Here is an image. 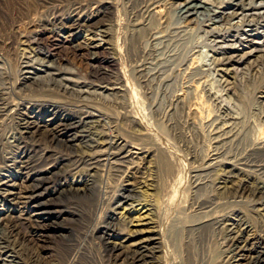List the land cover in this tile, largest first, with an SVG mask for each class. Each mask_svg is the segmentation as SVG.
I'll return each instance as SVG.
<instances>
[{"label":"bare ground","instance_id":"obj_1","mask_svg":"<svg viewBox=\"0 0 264 264\" xmlns=\"http://www.w3.org/2000/svg\"><path fill=\"white\" fill-rule=\"evenodd\" d=\"M165 1L152 2V9L145 5L146 0L137 2L131 22L136 27L138 26V29L143 28L150 38L149 42L152 41L156 44V42L166 39V34L169 37L184 34L187 29L183 24L195 17V20L191 21V25L202 34V41L198 42L199 46L190 49L188 56L184 58L181 69L177 72L178 76H183L185 81L182 84L187 87L184 91H188V94L186 96L180 95L177 100L175 98L176 102L174 103L177 106L188 105L191 129L199 138L204 135L209 137L210 148L208 151L213 152L207 156L206 162L202 161L204 163L201 162L202 165L200 166L197 164L199 167L196 165L193 168L192 162L191 167L193 169L188 170L186 167L189 156L186 158L181 151H175V147L162 144L153 138L148 133L149 131L147 132L148 129L144 131L142 127L148 124L143 118L139 122H137L138 120L135 121L140 127V131H136L137 139L140 137L141 140L144 138L147 141L151 140V148L147 149L143 145L133 144L119 136L120 134H112V131L109 135L101 131L98 133L97 140L94 139L95 142L87 148L88 151H70L69 155H65L66 159L61 158L59 153L51 150V145H45V143L54 145L65 142L70 149L74 150L76 147L74 144L81 141L76 137L69 138L63 135L67 131L66 129L65 131L61 130L71 114L69 116L67 113L64 115L59 113L57 106L62 102L59 101L60 104L58 105L51 99L52 101L45 102V106H48L46 107L48 114L57 112L55 117L61 118L58 130H55V127L50 129L55 121L54 118L48 119V123L44 125H42L44 122L36 121L35 114L38 102L34 100L33 96L27 97L28 92L32 93L31 89V91L28 90L29 88L26 89V94L23 91L28 80L42 82L47 79V86L57 80L61 86V91L58 89L61 96H65L68 101L70 99L69 102L65 101L68 104L73 102L75 98L80 100L99 93L100 97L105 95L114 97L116 100L120 99L121 101L116 103V106L127 112V114L122 113V116L115 115L117 116L115 119L111 115L105 114V111L102 112L103 110L95 109L92 112H85L78 105L79 103H74L72 105L73 110L70 112L74 116L76 114L86 115L87 124L91 121L104 122L107 126L108 123H111V119L115 121L132 119L129 117L138 103L136 102V95H134L135 101L132 102V105L126 102L128 89L122 85L119 78L112 82L109 81V84L99 87L97 90L93 89L95 92L89 91L90 85L86 82L81 83L72 77H67L68 72H70L69 69L67 71L58 69L56 71L58 73L54 74V65L50 64L51 58L46 56L47 61H39L35 51L26 52L24 55L22 54L23 58L18 74L19 82L14 86L10 85L12 86H9L11 89L0 90V117H8L18 124V132L14 135L16 138L12 145L18 149L29 148L31 157L27 151H11V157L4 158L6 159L4 162L14 168L23 169L26 164L25 160L29 158L30 164L43 172L39 174L40 171L38 175L29 173L31 176L22 178V181H15L14 176L10 175L0 178V203H6V205L18 203L27 209L25 212L29 216L27 219H22L21 215L16 218L13 209L4 207L0 210L1 254L12 260H18L19 248L22 245H32L34 249L39 248V241L45 239L49 234L43 224L48 222L44 221L51 218V215L64 221L66 215L64 211L68 206L76 203L77 207L83 209L81 217L83 228L81 227L82 229L78 231L79 235L77 236H85L87 240L92 241L91 243L97 241L95 244L101 250V261L99 260L101 264H166L167 259L171 256H168V246L177 241V238L182 234L185 235V232L201 239L208 236L209 233L221 236L224 243L222 244L223 247L220 248H224L226 249L225 252H228L226 256L224 254L223 264H264V241L260 238L261 236L258 238L256 233V235L253 234L252 224L246 223V218L242 214L245 210L248 212L250 209L249 212L251 213L257 212L264 215V0H221L218 4V1L215 3L213 0H176L175 5L180 2L175 10L176 23L171 24L164 32L160 29L166 25L168 15L166 8H161L160 4ZM112 12L114 14L117 9H112L110 13ZM85 13L87 14V12ZM150 18L156 19L158 22L156 28L147 26V22L139 21V19L148 21ZM92 22L91 18L85 19L80 15L72 19V24H69L67 33L80 35L85 31L91 35H96L98 27ZM57 26H61L60 23H57ZM116 26L118 24L114 22L108 27L115 28ZM61 28L63 29V27ZM103 28L102 37L107 41L111 37V32L108 31L107 26ZM108 42H105V45ZM25 43L26 41L20 45ZM35 43H37L36 40ZM97 43L93 40L86 47L83 45L82 47L97 55L95 57L109 50ZM130 49L128 56L134 59L136 54L133 52V46ZM112 52V60H109L107 69L112 67L114 69L118 63L119 51L112 48ZM144 60L146 61L145 58ZM2 61L0 58V63ZM145 63L147 64V62ZM147 68L145 64H137L136 68L132 70V73L136 74L133 78L138 81L145 80L148 74H146ZM38 71L46 73L47 77L45 76L46 78L42 80L41 78H39L40 80L36 79V77L34 80L33 76L36 75V72L39 74ZM155 75L157 78H161L163 74L156 73ZM161 82L164 83L165 79H162ZM164 84L166 85V83ZM91 88L93 87L91 86ZM49 95L52 98L51 94ZM59 96L58 98H60ZM46 99H49L48 95ZM82 104L85 103L82 102ZM130 121L135 124L134 120ZM43 142L44 144H42ZM226 151L243 152L241 156L229 159L228 156L230 155ZM71 155L75 156L71 157ZM142 163L146 165L145 170L153 173H151L154 175L153 179L144 180L145 177L143 178V171H141ZM62 164H67V167L72 169L69 175L71 171L75 172L69 177L72 178L71 180L64 177L56 187L58 190L60 189V193L74 195L75 198L69 200H59L60 197L56 198L55 193L44 194L48 191L49 185V180L46 177L52 173L54 175V166H62ZM80 168L84 169L81 170L84 173L77 172ZM113 173L121 180L125 177L129 180L137 179L139 187L131 188L130 181L115 189L112 188L111 184H105L104 187L97 185L99 184L98 181L103 183ZM17 187H19V192L16 193L14 190ZM223 198L230 200V209H223L224 205L220 201ZM190 199L192 204L186 206L187 200ZM190 203L188 201V204ZM257 213L256 216H258ZM247 214L246 216H248ZM41 224L43 225L41 226ZM133 227H137V229H133ZM20 228L27 230L28 235L26 234L27 231L25 232L27 236L22 235L19 231ZM64 249V253H60L61 256L52 264H84L82 261L83 253L80 249L76 250L72 246ZM38 252L36 250V253ZM96 262L95 260L94 263ZM89 263L92 264V262ZM31 264H41L40 256H37V260Z\"/></svg>","mask_w":264,"mask_h":264},{"label":"rangeland","instance_id":"obj_2","mask_svg":"<svg viewBox=\"0 0 264 264\" xmlns=\"http://www.w3.org/2000/svg\"><path fill=\"white\" fill-rule=\"evenodd\" d=\"M100 1L101 0H98V1L97 0H81V1L80 0H68V1L67 0H62V1L61 0H0V56H1L0 58H1V61L3 60L0 63V66L2 67L0 69L1 70L0 76L2 74V77H0V88H1L0 90H4L7 88L11 89L10 87L14 86V84L19 82L20 78H19L18 74L20 72V65L22 63L21 59L23 58L24 53L31 52V51L32 52L35 51L38 54V55L36 54V57L38 59H40L39 61H42V60L47 61L46 56L51 58L50 64L54 65V67H53V69H54L53 73L54 74L58 73V72H56V71H58V69L59 70L65 69L66 71L69 69L70 72H68L67 77H72L79 82L81 81V83L86 82L87 84L90 85L89 91L91 90V91L95 92L94 90H97V88L104 87L107 84H109L110 82H112L114 79L119 78L122 81V85L124 87H126V89H128V94L126 95L127 99L125 98L126 102H128L132 105V102L135 101L134 95H136V100H137L136 102H138L136 104L137 109L135 107V109H133L132 114L129 117V118H132L130 120H134L135 124H133V121H130L129 119H126V120L122 119L120 121H117V120L115 121L114 119H111L110 120L111 123H108L107 126L105 125L104 122L96 123V122L91 121V123L87 124L88 122H86L87 120L85 119L86 115H83L84 117L82 115L80 116L78 114H76L74 116L72 114V112H70L71 110H73L72 105L74 103H76V102H77V104L79 103L78 105H80L85 112H88V111L92 112L95 109L100 110V111L103 110L102 112L105 111L104 112L105 114L111 115L115 119L117 117L115 115L122 116L123 115L122 113L127 114V112H125V110H123L122 108L116 106V103L121 101L120 99L116 100V98H114V97H108L105 95L103 97L101 96L102 97V99H101L99 93H96L97 95L93 94L94 96L91 95L88 98H82L80 100H79V98L78 99L75 98V99H73V102L71 101L72 104L71 103L68 104L70 99L68 101V99H65L66 98L65 96H61V92H60L61 86H60V84H58L57 80L54 81L50 86L46 85L47 79L45 81H42V82L36 81L37 83L34 82L33 80H30V81L28 80V82H26L24 85L25 87H24L23 91L26 94V89H28V88H29L28 90L31 89L32 93L28 92L26 94L27 97L29 98V96H31V97L33 96L34 100H36L38 102L36 105V114H35L36 119L35 120L36 121L40 120L41 122H44V123H42V125H44V124L48 123V121H47L48 119L54 118L55 121L52 123L53 126L51 125L50 129L55 127L56 128L55 130H58L57 128H59L61 118L55 117V113H57V112H55V113L50 112L48 114V111L46 109V107H48V106H45V102L49 101L51 99L53 100V102L55 101L56 103H58V105L60 104V102H62L61 104L64 106H62L61 104L59 106H57V107H59V109L57 111L59 113H62L63 115L67 113L70 116V114H71V116L68 119V121L61 128L62 131L63 130L65 131V129H66L67 132L63 133L61 131V133H63V135H66L69 138L76 137V139H79L81 141V142H76L74 144V146H76V147H74V150L70 149L65 142L64 143L62 142L60 144H54V145L49 144V143H45V145L46 144L51 145V150L56 151L57 153H59L62 156L61 158L66 159L65 155H67V154L69 155L70 151H80V150L81 151H88L87 148L90 147V145L93 142H95V140H97L99 132L101 133V131L102 132L104 131V133L109 135L110 131H112V134H114V135L120 134L119 136L124 137L125 139H127V141H129L133 144H136V145L137 144L143 145L145 148L148 149V148H151V144H150L151 140L147 141L145 138L143 140H141L140 137H139V139H137L138 137H137V133H136V131H140V127L136 123L141 121L144 118L147 121L146 123L148 124L145 126L146 128L142 127L144 131H146L148 129L147 132L149 131L148 133H150L153 138L159 140V142H161L162 144H167L168 146H170L172 148L175 147L174 148V149H176L175 151H181V153L186 158L189 156V160L187 161L186 169L191 170L192 162H193V168L196 167L197 164L199 166L202 165L200 163L202 161L206 162V159L208 158L207 156H209L213 152V151H208L210 148V145H209L210 139H209V137H206V135H204L200 138L197 137L195 135V132L191 129L190 120L188 117V105L187 106H183V105L177 106L174 103V102H176L177 98L180 97V95L186 96L188 94V91H184L187 88L186 86L183 85L185 80H184L183 76H178L177 72L181 69L180 67L183 64L184 58H186L188 56V52H190V49L194 48L195 46H199L198 42L202 41L201 40L202 34L199 31H197L196 27H193L191 25V23H192L191 21L195 20V17L190 18L189 21H187L183 24L184 27L187 29L184 34H181L180 36H175V37H169V35L166 34V36H167L166 39H164L163 41H160V42H156V44H154V43H152V41H151V43L149 42L150 38L148 37L147 32L144 31L143 28L138 29L139 27L138 26L136 27L131 22V19L135 13V8L137 6V2H139L141 0H134V1L133 0H125V2H124V0H109V1L103 0L104 4H103V1L102 2H100ZM155 1H157V0H151V2H150V0H146L145 5H148V7L150 8L151 5ZM213 1L215 3L218 1L217 2V4H218L221 0H213ZM175 3H177L176 0H166L165 2L160 4L161 8L162 7L166 8V14L168 15V21H167L166 25H163V29L161 27V29H160L161 31L163 30L164 32H166L167 28H169L171 26V24L176 23L175 10L177 8V5L180 2H178V4H176V5H175ZM113 5L117 9V12H115L114 14H113V12L110 13L112 11V9H115ZM92 6H94V7H92ZM72 8H75V9H72ZM84 8H85V10H84ZM86 9H88V10L86 11ZM151 9H152V7H151ZM83 10H84V12H83ZM85 12H87V14ZM94 12H97V13H94ZM78 15L79 16L81 15L82 18H85V19L91 18V20L93 21L92 23H94V25L96 27H98L97 31H96V35H91L85 31H83L80 35L77 33H72V34L67 33V28L72 24L71 23L72 19L79 17ZM96 15H98V16H96ZM139 21L140 22L142 21L144 23L147 22L146 25L149 27L156 28L158 25V22L156 21V19H153V18L148 19V21H145L144 19H139ZM114 22H116L118 24V26H116L117 28L116 27L115 28L108 27V26L114 24ZM57 23H60L61 26H57ZM104 23H106V24L104 25ZM104 26H107L108 31L111 32V37H112V38L111 37L108 38L107 41H109L108 42L109 44L106 43V45H105V42H107V41L105 40L104 37H102V32H101V31H103ZM61 27H63V29ZM190 27H191V29H189ZM164 28H166V29H164ZM97 34H99V35H97ZM190 34H191V36H190ZM29 40L31 41V43ZM35 40L37 41V43H35ZM93 40L96 43L98 42L97 44H101L102 46L107 47V49H109V50L98 55V57H95L97 55H94L92 52H89L88 50L84 49V47H86L87 44L92 43ZM25 41H26L25 44L20 45V43H24ZM82 45L84 47H82ZM77 46H79V47H77ZM131 46H133V52H135L134 54H136L135 55L136 57L134 59H131L130 56H128L129 49ZM81 47H82V49H81ZM112 48L113 49L115 48L116 50L119 51L118 63H117V66L116 65L114 66L115 67L114 69H113V67L107 69L108 68L107 66L109 65L110 61L112 60V56H113ZM86 52H88V53L86 54ZM48 53H49V55H48ZM114 54H115V52H114ZM20 56H21V58H20ZM126 56H128V57H126ZM144 58L146 59V61L144 60ZM148 58H149V60H148ZM135 62L137 64H140V65L145 64L146 68L147 67L149 68V69L148 68L146 69L147 70L146 74L148 73L146 75L147 79L145 78V80L138 81L137 79L133 78L134 76H136V74L132 73V70H134V68H136V65H137ZM145 62H147V64ZM18 64H19V66H18ZM65 65H67V66H65ZM1 72H3V73H1ZM103 72L108 73V74H105ZM38 73L39 74H37V72H36V75L33 76L34 80L36 77H37L36 79L41 78V80L43 78L47 77L46 73H43L41 71H38ZM156 73H162L163 75L161 78H157V76L155 75ZM5 75H7V76H5ZM167 76H169V77L167 78ZM169 78H171V79H169ZM51 79H52V77H51ZM162 79H165L164 83H166V85L161 82ZM3 81L6 82L4 85H3V83H4ZM13 82H15V83H13ZM167 83H171V84H167ZM177 83H179V84L177 85ZM5 85H6V87H5ZM10 85H12V86H10ZM38 86L40 89L37 88ZM43 86H44V88H43ZM58 86H59V88H58ZM91 86L93 88H91ZM179 86H180V88H179ZM2 87H4V88H2ZM33 88H34V91H33ZM48 89H50L49 90L50 92L48 91ZM43 91H44V93H43ZM36 92H38V93H36ZM47 93L51 94L52 98H50L49 97L50 95ZM56 93H58V94H56ZM47 95H48L49 99H46ZM56 95H58V96L60 95L59 97L61 99L58 98V96H56ZM94 97H96V98H94ZM55 98H56V100H55ZM175 98H176V100H174ZM66 100L68 102H65ZM80 101H81V103H80ZM82 102L85 104H82ZM187 102H188V97H187ZM84 105H86V106L84 107ZM40 107H41V109H40ZM175 107H176V109H175ZM3 119H4V121H3ZM81 119H82V122H80ZM190 119H191V116H190ZM0 120H1L0 121V167H1L0 168V178L3 176L10 175V176H14L13 179L15 181H19V180L22 181V178H26L27 176H31L29 173H31L33 175H35V174L38 175V173L41 170L37 169V168H35V166L31 165L30 161L28 160L29 158L27 160H25L26 164L24 165L23 169H20L19 167L14 168V167H12V165L6 164L4 162V160L11 157L10 156L11 151H27V154L29 155V157H31V156H30L29 148L25 147L26 149L25 148L24 149H18V148H14L12 145L15 142V138H16V136H14V135H16L18 132L17 131L18 124L14 123L15 121L8 119V117L6 118V117L1 116ZM45 121H47V122H45ZM62 121H64V120L62 119ZM88 121L90 122V120H88ZM135 121H137V122H135ZM109 124L111 127L108 126ZM55 125L56 126L58 125V126L56 127ZM67 128H68V130H67ZM99 129H101V130H99ZM96 133H97V135H96ZM42 144H44V142ZM1 150H2V152H1ZM242 152L243 151H228L227 153L230 155V156H228V158L229 159H235V158L241 156ZM7 155H8V157H7ZM73 156H75V155H71V157H73ZM4 158H6V159H4ZM204 162H202V163H204ZM2 164L4 165L3 167H2ZM5 164H6V166H5ZM142 165H141V167H142L141 171H143L142 176H143V178L145 177L144 180L148 181V179H153V176H154V175H152L153 173L148 172V170H145L146 165H144L143 163H142ZM198 165H197V167H199ZM10 167L12 168V170ZM54 167H53L54 168L53 172H55L54 175L52 173L50 176L46 177L49 180L48 181L49 185H48V191L46 193L44 192V194L50 195V193L51 194L55 193L56 198L60 197V198H58L59 200H69L71 198H75L74 195H72V194L60 193V189L58 190L56 188L57 185L60 183V180L62 178H64V177L69 178L75 172L71 171V174L69 175V172L72 169L70 167H67V164H65V165L62 164V166H54ZM30 168H32V169H30ZM60 169H61V172H60ZM62 169H64V170H62ZM81 170L83 171L84 169L80 168L77 172L80 171L81 173H84ZM27 171H29V172H27ZM42 172L43 171H41L39 174H42ZM65 172H67V173H65ZM144 173H146L145 174L146 176L144 175ZM60 174H62V175H60ZM54 179H56V180H54ZM69 179L71 180L72 178H69ZM128 181H130L131 188L132 187L133 188L139 187V185L137 184V182H138L137 179L129 180L127 177H125L124 179L121 180L118 176L115 175V173H113V175H111V177H107L103 181L104 184L101 183L100 181H98L99 184H97V185L100 187H104L107 184H111L112 188L115 189L117 187L119 188V186H121V185L124 186L125 184L128 183ZM52 183H53V185H52ZM18 189H19V187H17L14 191L17 193V192H19ZM20 191H21V188H20ZM188 201H189V203L192 202L191 199L187 200L186 206L192 204V203L188 204ZM220 201L224 205L223 206L224 210H226V209L228 210L231 208V205L229 202L230 200L228 198H223ZM225 204H226V206H225ZM0 207H1L0 210L3 209L4 207L8 208V209H13L14 215L16 218H18L20 215H21V218L23 217L22 219L29 218L28 214H26V212H25V210H27V209H25V207H23L21 205H18V203L17 204L13 203V204H8V205H6V203H0ZM80 208L81 207H79V206L77 207L76 203L68 206L67 209L64 211L66 214L64 216V221H62L61 218H58L54 215H51L50 216L51 218L46 219L44 221V222H48V223H43L45 228H46V231L49 234L45 238L46 240L43 239V240L39 241L40 242V244L38 246L39 248L34 249V247L32 248V245H24V246L22 245L19 248L18 255L20 254L21 256L20 255L18 256V260L17 259L12 260V259L8 258L7 256L1 254V252H0V254H1L0 255V264H18V263L24 264L25 262H26L25 264H28V263L31 264L34 260H37V256L38 257L40 256L41 264H52L54 261H56L61 256L60 253L61 254H62V252L64 253V250H65L64 248H66V247L71 248V246L75 247L76 250L80 249L82 251L83 257H84L82 259V261L84 264H91L89 262H92V264H101V262H100L101 261V250H100L99 246L97 244H95V243H97V241L91 243L92 241L87 240L85 236H77V235H79L78 231L83 228L82 227L83 223H82V219H81L82 214H83L82 213L83 209L82 208L80 209ZM187 209H188V207H187ZM249 211H251V210L248 209V212L245 210L244 213H242L243 216H245V218H246L245 221H246V223L248 222L249 225L252 224L251 227L253 229L252 231L254 232L253 234L254 235L257 234L256 237L258 236V238L261 236L260 238L262 239V241H264V215L257 213V212L251 213ZM245 212H247L248 214ZM256 213L259 217L256 216ZM246 214L248 216H246ZM16 221H19V220H16ZM43 224H41V226ZM33 228H35V227L33 226ZM22 229L21 228L19 229L20 233L22 235L27 236L29 232L25 229H23V230ZM133 229H137V227H133ZM33 230H35V229H33ZM25 232L27 235L25 234ZM182 235H184V234H182ZM182 235L177 238L178 239L177 241H179V242L175 241L173 243L175 246L173 244H170L168 246V252H169L168 256L169 255H171V256H169V258L167 259L166 264H218V263L223 264L222 260H224V258H225L224 254L226 256L228 254V252L226 253L225 252L226 249L220 248V247H223L222 244L224 243L221 236L219 237L218 235H213L212 233L211 234L209 233L208 236H205L201 239V238H196L187 232H185L184 236H182ZM189 235H191V236H189ZM179 238H180V240H179ZM36 240L38 241V239H36ZM203 240H205V241H203ZM207 241H208V243H207ZM61 249H62V251H61ZM36 250H37V252L38 251L39 252L36 253ZM221 252H222V255H221ZM29 256H31V257H29ZM32 256H33V258H32ZM92 259L94 261L96 260L97 262L94 263V261ZM174 259H175V261H174ZM20 260H22V261H20Z\"/></svg>","mask_w":264,"mask_h":264}]
</instances>
